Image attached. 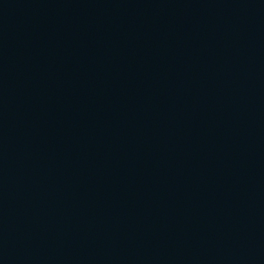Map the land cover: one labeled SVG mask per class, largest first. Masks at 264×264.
<instances>
[{"label":"water","instance_id":"water-1","mask_svg":"<svg viewBox=\"0 0 264 264\" xmlns=\"http://www.w3.org/2000/svg\"><path fill=\"white\" fill-rule=\"evenodd\" d=\"M0 264H264V0H0Z\"/></svg>","mask_w":264,"mask_h":264}]
</instances>
